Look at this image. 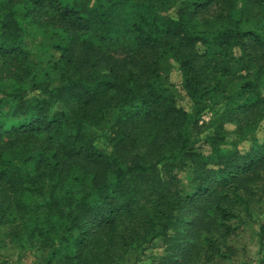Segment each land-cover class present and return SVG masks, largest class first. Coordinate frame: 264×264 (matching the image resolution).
<instances>
[{"label":"trees","instance_id":"1","mask_svg":"<svg viewBox=\"0 0 264 264\" xmlns=\"http://www.w3.org/2000/svg\"><path fill=\"white\" fill-rule=\"evenodd\" d=\"M262 129L264 0H0V228L38 264H127L155 240V264L230 260Z\"/></svg>","mask_w":264,"mask_h":264},{"label":"rangeland","instance_id":"2","mask_svg":"<svg viewBox=\"0 0 264 264\" xmlns=\"http://www.w3.org/2000/svg\"><path fill=\"white\" fill-rule=\"evenodd\" d=\"M194 2L195 0H189ZM38 42L36 43L38 45ZM48 48L43 43L39 44L33 52L39 55V59H47ZM172 83L180 89L181 78L176 72L171 74ZM60 108L59 104L55 105L54 111ZM212 119V113L203 115L200 121V133H196L192 138V147L198 149L204 156L211 154V146L204 140L209 131V125ZM229 131H233V127H228ZM96 136L99 139L98 145L106 151H111V146L108 142V133L97 131ZM259 136L264 139V129L259 133ZM234 135L228 136L225 139V147L230 148L234 141ZM262 139V140H263ZM249 144H243L241 149L248 148ZM180 181L179 189L184 194H192L194 187L192 185V169L189 167L179 170L175 173ZM254 196L250 203V213L246 215L242 211L241 215L245 223L240 227L237 234L232 238L229 244L234 254L230 260H225L221 264H264V246L259 241V230L264 223V180L254 188H252ZM164 256V249L161 240H155L145 245L138 251V254L129 256L127 264H155ZM40 255L33 248L19 249L17 244L11 241L7 236L6 229L0 228V264H38Z\"/></svg>","mask_w":264,"mask_h":264}]
</instances>
